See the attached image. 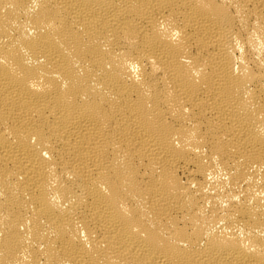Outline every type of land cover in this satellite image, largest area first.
Returning <instances> with one entry per match:
<instances>
[{"label":"bare ground","instance_id":"bare-ground-1","mask_svg":"<svg viewBox=\"0 0 264 264\" xmlns=\"http://www.w3.org/2000/svg\"><path fill=\"white\" fill-rule=\"evenodd\" d=\"M0 264H264V0H0Z\"/></svg>","mask_w":264,"mask_h":264}]
</instances>
